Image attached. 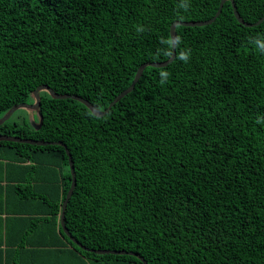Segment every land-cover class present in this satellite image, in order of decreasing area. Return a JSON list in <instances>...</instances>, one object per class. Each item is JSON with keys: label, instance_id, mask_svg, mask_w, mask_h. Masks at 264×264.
<instances>
[{"label": "trees", "instance_id": "obj_1", "mask_svg": "<svg viewBox=\"0 0 264 264\" xmlns=\"http://www.w3.org/2000/svg\"><path fill=\"white\" fill-rule=\"evenodd\" d=\"M219 2L0 0V117L41 84L104 110ZM175 32L103 116L42 90L38 129L25 108L0 124L69 150L64 224L88 248L59 221L64 147L0 140V264H264V20L227 0Z\"/></svg>", "mask_w": 264, "mask_h": 264}, {"label": "water", "instance_id": "obj_2", "mask_svg": "<svg viewBox=\"0 0 264 264\" xmlns=\"http://www.w3.org/2000/svg\"><path fill=\"white\" fill-rule=\"evenodd\" d=\"M227 1V0H220L218 8L214 14V16H212L209 19L206 20H197V21H174L170 24V28H169V32H170V38H171V56L165 60V61H153V62H144L142 64H140L136 70V73L133 77V80L131 81V83L129 84L128 87H126L124 90H122L121 92H119L112 100L111 102L108 104V106L104 109V110H99L96 107H94L89 101H87L86 99L78 96V95H74V94H58L56 93L52 88H50L48 85L46 84H41L37 87H35L32 91V97H33V102L32 103H27V102H22V103H18V104H14L12 105L1 117H0V124L3 123L5 120H7L9 118V116L18 109L21 108H25L26 110H31L32 113L36 112L37 114H39V104H40V96H39V92L42 90L47 91L53 98H71L74 100H77L81 103H83L86 107H88L91 112L98 116L101 117L103 116L106 112H108V110L111 108V106H113L121 97H123L125 94H127L128 92H130L135 83L137 82V80L139 79L144 67L146 66H153V67H163L166 66L167 64H169L175 56V44H176V32H175V26L177 24L179 25H183V26H200V25H205V24H210L212 23L215 18L220 14L221 8L223 3ZM231 3L232 6V10H233V14L235 16V18L237 19V21L241 24H243L244 26H254L257 25L259 23H261L264 20V14L256 21L254 22H246L243 20V18L239 15L236 6H235V2L234 0H228ZM32 126L36 129H38L41 126L42 123V117L39 115V120L35 121L33 120V118H31L30 120ZM0 140H7V141H14V142H22V143H28V144H36V145H47V144H58V145H62L65 149V153L67 155V161H68V167L70 170V174H71V183L70 186L66 192L65 198L62 202L61 205V212L59 215V221L60 224L62 226L63 231L67 234V236L73 241L75 242L79 247H81L82 249L88 250V248L82 246L80 243H78L71 235L70 233L67 231L65 224H64V210L67 204V201L69 199V197L71 196L73 189L75 187V171H74V165H73V161H72V157L71 154L69 152V150L65 147V145L59 141H42V140H35V139H31V138H21L18 136H13V135H4V134H0ZM92 250V249H90ZM96 253H112V254H135L134 252L131 251H125V250H108V249H95L93 250ZM139 258L143 261V264H146L145 260L142 259V257L139 256Z\"/></svg>", "mask_w": 264, "mask_h": 264}, {"label": "rangeland", "instance_id": "obj_3", "mask_svg": "<svg viewBox=\"0 0 264 264\" xmlns=\"http://www.w3.org/2000/svg\"><path fill=\"white\" fill-rule=\"evenodd\" d=\"M22 111H24V110H22ZM28 116H29V118L31 119V118L34 116V113H32V111L29 110V111H28Z\"/></svg>", "mask_w": 264, "mask_h": 264}]
</instances>
